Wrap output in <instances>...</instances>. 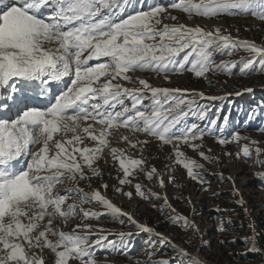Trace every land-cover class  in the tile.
<instances>
[{
    "label": "snow or ice",
    "instance_id": "snow-or-ice-1",
    "mask_svg": "<svg viewBox=\"0 0 264 264\" xmlns=\"http://www.w3.org/2000/svg\"><path fill=\"white\" fill-rule=\"evenodd\" d=\"M169 9L180 10L189 19L252 15L264 21V0H173L167 6L159 0H0V264H47L46 250L53 254L52 264H101L95 258L99 249L127 254L128 238L134 233H112L88 222L105 215L121 225L126 217L137 233L150 237L145 241L148 259L136 264H206L123 211L100 189L80 187L83 181L91 187L94 177H102L99 161L107 164L109 157L113 164L118 162L122 178L118 176L116 191L125 197L131 199L133 192L123 191L122 186H132V178L139 173L149 180L156 177L164 187L154 166L145 171L146 158H134L127 149L111 146L109 137L123 127L171 145L175 160L170 171L175 164L182 165L187 176L207 191L204 164L187 157L180 145L216 163L217 157L202 150L203 138L224 133L225 127L218 125L219 118L201 127L199 122L208 118L210 109L198 100H223L232 94L206 96L203 91L152 86L132 73L151 72L169 80L170 74L191 72L212 86L217 81L209 73L232 75L237 67L241 75L264 73V44L234 37L220 26L213 30L188 26ZM239 51L247 53L239 61L216 62L215 54L231 57ZM123 82L139 86L128 87ZM244 91L252 93L253 89ZM32 98L42 106H29L27 101ZM261 115L264 106L260 111L251 109L249 123ZM189 116L198 122L189 124ZM222 123L227 126L229 120L223 118ZM258 130L264 132V128ZM121 139L132 149L139 146L141 153L148 143L127 135ZM241 140L250 137L236 130L218 143ZM258 143H244L236 157L251 159L255 153L256 163L264 165L260 158L264 147ZM219 175L222 180L231 179ZM254 175L264 185V172ZM169 179L175 177L169 175ZM134 188L142 199H163L160 211L170 224L193 236L201 235L195 221L177 213L166 195L145 190L141 183ZM236 203L243 205L244 201ZM96 205L103 211L95 210ZM76 217L80 222L71 231L56 223L67 225ZM109 235L117 239L110 240ZM245 243L251 244L250 252L264 254L255 234ZM166 244L175 255L153 259L157 246Z\"/></svg>",
    "mask_w": 264,
    "mask_h": 264
},
{
    "label": "rangeland",
    "instance_id": "rangeland-1",
    "mask_svg": "<svg viewBox=\"0 0 264 264\" xmlns=\"http://www.w3.org/2000/svg\"><path fill=\"white\" fill-rule=\"evenodd\" d=\"M159 2L167 6L173 0H159ZM169 11L172 15L178 17L180 23L188 26L200 25L205 27L206 30H213L214 27L220 26L222 30L227 29L234 37L239 36L240 39L264 44V21H260L252 15L223 16L212 19L194 16L189 19L180 10L169 9ZM164 22L176 23L172 20H165ZM237 30L239 31L237 32ZM246 55L247 53L244 51L236 52L231 57L215 54V59L217 63L229 59L239 61L241 57ZM233 72L232 75L224 72L209 73L210 79L217 81L212 86L209 85L207 80L196 78L191 72L170 74L171 78L169 80L163 79L162 75L157 76L151 72L132 73L134 77L147 79L152 86L203 91L206 96L232 94L227 96L226 99L214 100L215 103H208L209 99L203 102L201 99L198 100L199 104L210 109L208 118L203 122H199L200 124L203 123L201 127H204L208 121L217 118H219L218 125L225 127L224 133L206 134L203 138L202 150L206 154L217 157L216 163L205 161L191 147L180 145L181 151L185 152L187 157L204 164L206 169L204 176L209 183L203 185V187L207 188V191H202V186L187 176V172L182 165L175 164L170 171V166H173L175 160L171 145H162L154 138L146 137L142 133H133L131 129L123 127L109 137L111 146L127 149L128 155L134 158H141V156L146 158L145 171L154 166L165 181L164 187L159 185L156 177L149 180L145 173H139L132 178V186H122L123 191L133 192L131 199L125 197L122 193L116 191V187L119 186L118 176L122 178V173L118 171V162L113 164L110 157L107 164L103 159L99 161L102 177H94L90 182L91 187H89L87 181L81 182L80 187H83L85 191L100 189L123 211L131 213L139 222L153 227L156 232L162 233L175 244L205 261L206 264H264V254L250 252L251 244L245 243L247 238L255 234L257 247L261 249V253H264V185L254 175L255 173L264 172V165L256 163L255 153L252 154L251 159H245L243 156L237 158L235 155L238 151H242L243 144L250 143V140H256L259 142L256 146L264 147V132L258 130L264 128V115L251 123L248 121V114L251 109L255 108L260 111L261 106H264V73L255 71L249 75H241L238 72V67ZM123 83L128 87L139 86L128 82ZM246 88H252L253 92H245L244 89ZM236 92L242 94L237 96L235 95ZM147 102L146 100L145 103ZM27 104L36 106L33 104L32 99L28 100ZM223 118L229 120L227 126L223 125ZM236 130L240 131L242 136L250 137V140H241L239 143L230 142L226 145L218 143L219 138L231 136ZM122 135L129 136L130 140L133 141L147 139L148 143L143 145L144 150L141 153L139 146L136 149L130 148L129 144L121 139ZM85 143L87 144L89 141L86 140ZM108 152L109 150L106 148L105 154L107 155ZM225 152L232 153V155L226 156L224 155ZM260 158L264 159V156ZM221 173L224 177H230L231 179H220L219 174ZM169 175L175 177V180H170ZM102 183L108 185L107 189L101 187ZM135 183H141L145 190L151 189V191L159 193L161 197L166 195L168 202L177 213L195 221L201 235L193 236L190 231L185 232L181 227L170 224L166 214H162L160 211V206L164 204V200L155 197L148 200L142 199L135 192ZM235 190H238V192ZM240 199H243V205L236 203ZM189 200L191 201L190 204ZM153 205H156V207H153ZM85 207L91 206L85 205ZM95 210L103 211L99 205L95 206ZM124 220L125 223L121 225L105 215L99 220L88 221L112 233L121 231L134 233L128 238L129 250L127 254L123 251L113 254L106 249L97 250L95 258L101 264H104L105 261H107V264H136L137 261L148 259L145 255V241L149 240L150 237L146 233H137V229L128 223L126 217ZM229 220L234 223L227 224L226 221ZM79 222V217L69 221L67 225L62 224L59 220L56 221L57 225L64 231H71L74 224ZM221 225H223V230H218ZM96 238L95 235L92 236L93 240ZM189 238H191V243L187 242ZM108 239L115 240L117 237L109 235ZM151 239L155 240V237ZM233 240L235 242H232ZM202 243H204V246H201ZM155 251L158 252V255L153 259H165L175 255L170 244L158 245ZM52 259L53 254L46 250L47 264H52Z\"/></svg>",
    "mask_w": 264,
    "mask_h": 264
},
{
    "label": "bare ground",
    "instance_id": "bare-ground-1",
    "mask_svg": "<svg viewBox=\"0 0 264 264\" xmlns=\"http://www.w3.org/2000/svg\"><path fill=\"white\" fill-rule=\"evenodd\" d=\"M35 101H36V103H37L38 105H42V103H41L40 101H38V100H36V99H35Z\"/></svg>",
    "mask_w": 264,
    "mask_h": 264
},
{
    "label": "trees",
    "instance_id": "trees-1",
    "mask_svg": "<svg viewBox=\"0 0 264 264\" xmlns=\"http://www.w3.org/2000/svg\"><path fill=\"white\" fill-rule=\"evenodd\" d=\"M235 89H237V88H235Z\"/></svg>",
    "mask_w": 264,
    "mask_h": 264
}]
</instances>
